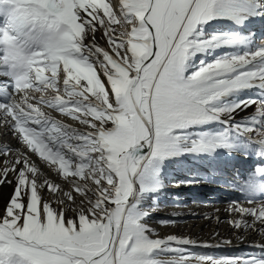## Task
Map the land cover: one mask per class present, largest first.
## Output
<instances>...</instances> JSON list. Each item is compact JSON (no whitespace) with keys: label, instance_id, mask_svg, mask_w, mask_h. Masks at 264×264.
<instances>
[{"label":"snow or ice","instance_id":"6c2138e0","mask_svg":"<svg viewBox=\"0 0 264 264\" xmlns=\"http://www.w3.org/2000/svg\"><path fill=\"white\" fill-rule=\"evenodd\" d=\"M240 3L119 0L117 9L111 0H25L21 9L19 0H0V121L23 149L0 145V185L13 183L10 174L15 181L0 216V264H264L188 252L197 241L160 238L144 222L148 213H137L129 202L135 181L143 188L165 159L228 147V128L209 134L198 126L241 106H218L222 97L264 89V43L201 61L186 75L196 52L238 42L222 34L200 37L208 21L238 17ZM45 105L90 130L53 119ZM260 107L264 111V102ZM257 140L264 144V129ZM33 155L56 166L65 180L75 178L71 190L42 178ZM45 188L60 205H76L73 218L42 198ZM226 211L240 217L230 221L234 228L264 225V203L231 201ZM165 255L173 258H159Z\"/></svg>","mask_w":264,"mask_h":264},{"label":"rangeland","instance_id":"374dc122","mask_svg":"<svg viewBox=\"0 0 264 264\" xmlns=\"http://www.w3.org/2000/svg\"><path fill=\"white\" fill-rule=\"evenodd\" d=\"M259 2L260 1L258 0L257 2L258 4L255 5L257 8L262 5V2L261 4H259ZM18 7L23 9L25 7V0H19ZM249 8L251 7L249 6ZM246 15H244L243 18L240 20V22L236 24H231L232 22H230L226 24V26H215L214 19L203 24L202 27L203 28L209 27V30L211 32L214 29L215 30L220 29V32L217 34H222L221 39H230L233 36H235L238 38V42L233 45L208 47L202 51H198L196 57H194L193 59L190 58L188 60L185 70L186 75L194 73L200 66L195 69L193 68L196 67V65L199 64L201 61L203 62L207 61V63H209L215 61L218 58L225 56L226 54L229 55L241 54L244 52L254 51L258 47L262 46L260 44H257L259 42L260 37H263L262 34L257 33L256 36H253L254 35L253 32H256V30L254 29V31L252 32L250 31V29L254 28L255 27L254 25L257 24L256 21L252 20L250 22H247L251 19V16H248L250 18H248V20H245L244 18L247 17ZM4 20H5L4 15H0V24H2ZM242 24L244 25V27L242 26ZM100 37L101 40L104 41L102 34ZM97 40L101 44L99 37H97ZM188 63L189 64L192 63V64L188 65ZM190 66H192L193 68L191 69ZM239 93H240L238 96L240 97L239 101H242L243 99L242 97H249L248 95H250L244 92H239ZM52 94L53 93L50 92V93H46L45 95L51 96ZM251 95H250L251 101H256V103L246 104L243 101V103L245 104H242L234 112L226 111L221 113V116H223L224 118L233 119L236 125L244 126V130L245 132H247V134H244L242 131L237 133L235 130L231 129L230 125L225 124L224 121L218 123L208 122L202 124L198 126L199 131L201 133L211 134V133L223 132L225 128H228L231 132L228 139L229 146L217 147L215 148L214 151L210 153L207 152L199 153V154L183 153L181 157L178 155L174 159L172 158L171 160V162L173 161L172 162L173 164H172V169L169 170L170 173H177V174L181 173L188 176H193L194 178H196V181L198 183H203L202 186L199 185V186H195L194 188L193 186H190L189 187L190 189L192 188L195 189L192 192L197 194L201 193V195H203L202 199H207L209 198V196L218 197V199L214 201V203L211 205L210 208L211 210L209 209L211 213L210 215L214 213H218L222 210L226 212V209L229 206L228 204L231 201H237L240 204L243 203V205L247 203L259 202V201L260 204L262 202L264 203V144L259 143L257 140L260 130L264 129V111H261V107H260L261 102H264V89H256L253 91V93H251ZM238 97L231 96L230 98L228 97L226 98V96H224L221 98L219 102H217L218 106H223V105H227L229 107L234 106L236 105V103H238L236 102ZM246 99L248 100V98ZM49 109L56 114L55 117H53V119L58 120L61 123L80 131L90 130L87 128L86 125L80 124L79 121L71 117H68L67 115L62 114L54 109L51 108ZM54 111H56L57 113ZM248 128H252L253 131L251 132L247 131ZM147 151L148 149L145 148L144 152L147 153ZM234 163L237 167L241 166V168H238L236 170L233 167H231L232 165H234ZM242 166H244L243 168L245 169L243 170L244 172L240 173ZM60 177L62 178V175H60ZM8 179L12 180L13 183L11 184L4 183L3 185H0V216L3 215L4 209L7 206L8 201L12 195L14 183H15L14 174H10ZM68 179L72 180L75 178L69 177ZM169 182L170 181H168V183ZM185 188L189 189L188 186H185ZM169 193L157 192L149 197H146L149 206L146 208L145 212H147L148 214L152 213V210H150L152 206L157 208L159 207V209H156L157 215L154 216L155 218H153L152 216L153 213H152L150 214L151 216L145 219L144 221L146 223H150L151 220L154 219L153 221H156L162 227L171 226V225L173 226L183 225V227L185 228L189 223L188 220L189 218H183L182 216H180L181 214L178 213L177 210L175 211L173 209L174 207L178 206L177 201L178 199L181 198L182 194L177 193L178 194L177 196L175 193H173L174 195ZM41 196L44 200L52 201L53 202L52 206L57 210L61 208V205L56 202L57 198L53 196L46 188L41 191ZM173 196L175 197L173 198ZM166 197L173 198L172 200L169 201L173 203L170 204L168 207L171 211H173L171 214H167L166 212L162 213V210L164 208L160 207L163 202L167 201L165 199ZM191 199H189V201ZM191 202L192 200L189 202V204ZM203 206L205 207L206 205ZM209 206L210 205H208V207ZM244 206L250 207L248 205H244ZM75 207L76 205L67 206L65 208L67 218L74 217V213L71 209ZM236 215L238 214L232 213L231 218L225 217V221L224 219L219 220L214 224V226H211L212 219H209L210 222L207 223L204 230H209L212 228L213 232L217 231V233H219V230H223L225 227L229 226L228 228L230 229H228L227 231L230 235L234 231H237L238 234H242V233L244 234L245 231L251 228L237 229L232 227L230 224V221L240 219V217ZM246 219H248L249 223H252L251 217H247ZM160 221H165L166 223L162 224L160 223ZM155 232L157 234L159 233L158 231ZM171 233L172 232L164 231L162 235L169 236L171 235ZM182 233H173L172 235H175L177 237H183L184 233L183 235H181ZM224 240H229L231 241V243L222 242V243L212 244V242H209L208 245L210 246L202 247L198 245L203 243L197 242L198 245L189 246L187 251L195 254L212 256L215 258L235 257V258L264 259L263 244L249 242V241H241L237 243V242H232V240L228 238ZM165 256L168 257L171 255H165Z\"/></svg>","mask_w":264,"mask_h":264},{"label":"bare ground","instance_id":"6f19581e","mask_svg":"<svg viewBox=\"0 0 264 264\" xmlns=\"http://www.w3.org/2000/svg\"><path fill=\"white\" fill-rule=\"evenodd\" d=\"M259 1H260L259 4H261V2L263 0L262 1L259 0ZM257 2H258V0H241L239 7L242 9V11L240 12L239 16L236 18L229 16V17L214 19L215 26H226V24H228L230 22H232L231 24L239 23L244 15L250 13V8H249L250 4L255 6L258 4ZM111 3L113 5V7L118 9L119 0H111ZM260 10L258 7V9H256V13L260 14ZM254 11H255V9L253 10V12ZM244 19H247V17ZM252 20H255L257 22V18H255L254 15L251 16V19L247 22H250ZM219 32H220V29H217V30L214 29L211 32L209 30V27H205V28L202 27V36L200 38L201 39H207V38L211 37L212 35L217 34ZM101 34H102L101 32H98L97 37L100 38L101 44L104 45L105 41L101 40V37H100ZM117 35H119V32L117 33ZM262 36L263 37H260L261 41H259V43L264 42V35H262ZM197 53L198 52H196V54L194 56H192L191 59L196 57ZM200 63L197 64L196 67L193 68L192 66H190V68L191 69L192 68L193 69L198 68L200 66ZM204 63H207V61H205ZM191 64L192 63H190V64L188 63V65H191ZM0 79H3V78H0ZM102 79H103V77H102ZM256 89H260V88L250 87V88L239 89V90L233 91L230 94L226 95V98L227 97L230 98L231 96L232 97H238L240 94L239 92H244V93L251 95V93H253V91ZM36 95L38 96L39 93H36ZM250 95H248L249 97H242L243 98L242 101H239L240 97H238L236 100V102H238V103H236V104H240V105L245 104V103L250 104L251 103L250 97L252 96V95L251 96ZM246 98H248V100ZM243 101L245 103H241ZM42 107H43V110L50 117H52V118L55 117L56 114L53 113L49 108H47L46 105L42 106ZM54 112H56V111H54ZM221 121H224V122L227 121L228 122L227 125H230V126L236 125L235 122L233 121V119H227L221 115H220L219 121H212L210 123H218ZM86 131H88V130H86ZM242 132L244 134H247V132H245L244 129L242 130ZM4 144L11 146L13 151H15L18 148L21 151L23 150L22 146L19 144V142L16 140L15 136L12 134L11 129L8 128L2 121H0V145H4ZM182 147H183V145H182ZM178 155L180 157L182 156V154H178ZM178 155H174V156H171V157L165 159L162 162V164L159 166V168L157 169L155 176L150 181L145 182L143 188H141V181L139 179H137L135 181L134 193L132 196H130L129 202L131 205L135 206L134 210L137 213L142 214L145 212L146 208L149 206L146 197H149L152 194L157 193V192H162V193L163 192H166V193L170 192L171 194L175 193L177 196H178L177 193H180V194H182V196L177 201L178 206L174 207L173 209L175 211L177 210L178 213L181 214L180 216H182L183 218H189L188 219L189 223L187 224V226L185 228L183 227V225H178V226L177 225H175V226L171 225V226L162 227L156 221H153L154 220L153 219V220H151L150 223H147L148 226L153 228L155 231H158L159 232L158 236L160 238L167 237L166 235H162L164 231L165 232H167V231L172 232L171 235L173 233H182L183 232L184 238H191V239H193L199 243H203V244H207V245L209 242H212V244L222 243V241L224 239H227V238L231 239L232 242H237V243H239L241 241H249V242H255V243H260V244L264 245V232L259 231V229L264 227V225H260L259 223H257L251 229L245 231L244 234L243 233L238 234L237 231H234L230 235L227 231L228 229H230V228H228L229 226L225 227L223 230L216 229V230H219V233H217V231L213 232L212 228L209 230H204L207 223L210 222L209 219H212L211 220L212 221L211 226H214V224L219 220L224 219V221H225V217L231 218L232 213H228L227 211L225 212L224 210L220 209L222 211L210 215L211 213H210L209 209L211 208V205L214 203V201H216L218 199V197L217 196H215V197L209 196V198H207V199H202L203 195H201V193L197 194V193H194L192 191L195 190V189H193L195 186H199V185L202 186L203 183H198L196 181V178H194L193 176H188V175L181 174V173L177 174V173H170L169 172V170L172 169V164H173L172 163L173 161L171 162L172 158L174 159ZM9 159H11V158H9ZM32 159L37 164V166L40 168L42 178L51 180L52 182L60 185V187L64 189L63 191L71 190V182L73 179L72 180H70V179L65 180L63 176L61 178L60 174L56 170V166H51L49 163H46L43 160L39 159L38 156L33 155ZM0 167H3V158H0ZM231 167H233L236 170L238 168H241V166L237 167L235 165V163ZM243 167L244 166H242L240 173L244 172L243 170L245 168H243ZM168 181H170V182L168 183ZM185 181H194V182L193 183H184ZM185 186H188V188L190 186H193V188L192 189L189 188L190 189L189 190V189L185 188ZM192 196H193V198H192ZM174 197L175 196H173V198ZM173 198L172 197H166L165 198L167 201L163 202L162 205L160 206L161 208H164L162 210V213L166 212L167 214H171L173 212L168 208L169 205L173 203V202H169ZM189 199L192 200V202L190 204H189V202L191 200L189 201ZM259 202L247 203L244 205H248L250 207H253V206H258L260 204ZM77 203H79V201H77ZM203 205H206L207 207L206 206L204 207ZM208 205H210V206L208 207ZM216 205H217V203H216ZM216 205H214V206H216ZM241 205H243V203H241ZM70 206H73V205H70ZM61 207L66 208L67 205H61ZM156 209H159V207L157 208V207L152 206L150 208V210H152V213H153V214L152 213H150V214H152L153 218H155L154 216L157 215ZM150 214H147L146 216H144L143 219L145 220L148 217H150L151 216ZM236 216H239V215H236ZM222 225H224V224H222ZM225 225H226V223H225ZM183 233L181 235H183ZM233 234H235L236 236ZM167 235H168V233H167ZM154 238H156V237H154ZM186 247L189 248V246H186ZM159 258H161V259H172L173 257L172 256H168V257L161 256Z\"/></svg>","mask_w":264,"mask_h":264}]
</instances>
